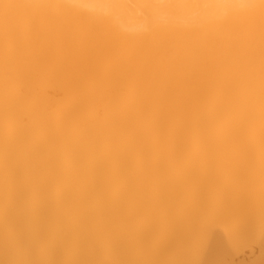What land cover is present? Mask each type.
I'll use <instances>...</instances> for the list:
<instances>
[{"label":"bare ground","instance_id":"1","mask_svg":"<svg viewBox=\"0 0 264 264\" xmlns=\"http://www.w3.org/2000/svg\"><path fill=\"white\" fill-rule=\"evenodd\" d=\"M0 264H264V0H0Z\"/></svg>","mask_w":264,"mask_h":264},{"label":"rangeland","instance_id":"2","mask_svg":"<svg viewBox=\"0 0 264 264\" xmlns=\"http://www.w3.org/2000/svg\"><path fill=\"white\" fill-rule=\"evenodd\" d=\"M248 255H249V253H245V254H244L245 257L248 256Z\"/></svg>","mask_w":264,"mask_h":264}]
</instances>
